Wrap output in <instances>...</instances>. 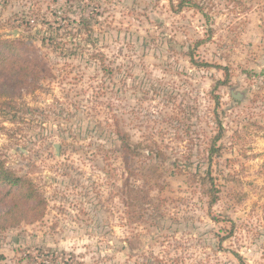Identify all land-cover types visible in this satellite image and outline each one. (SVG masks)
Segmentation results:
<instances>
[{
  "label": "rangeland",
  "instance_id": "obj_1",
  "mask_svg": "<svg viewBox=\"0 0 264 264\" xmlns=\"http://www.w3.org/2000/svg\"><path fill=\"white\" fill-rule=\"evenodd\" d=\"M179 1L0 0L46 68L0 89V160L46 203L7 216L0 184V264H264V0Z\"/></svg>",
  "mask_w": 264,
  "mask_h": 264
},
{
  "label": "trees",
  "instance_id": "obj_2",
  "mask_svg": "<svg viewBox=\"0 0 264 264\" xmlns=\"http://www.w3.org/2000/svg\"><path fill=\"white\" fill-rule=\"evenodd\" d=\"M179 10L185 7H199L198 4L193 2V0H180ZM200 10H202L200 8ZM202 41H198L196 44L200 45ZM190 61L194 65H201L196 62L193 53H190ZM210 64L204 63V66H209ZM217 67H220L217 65ZM225 73L224 80H218L217 84L226 85L229 83V72L226 67H223ZM46 68L39 61L29 58L24 54V52L15 44L13 41H0V89L2 90L1 95L4 96L6 90L9 87L16 85H25L28 83L29 79L37 78L40 73L45 71ZM2 112V110H0ZM4 113V112H3ZM220 136H217L219 138ZM120 140L122 144L123 151L127 154L142 155V146L140 143L134 145L131 144L130 139L127 134L121 133ZM0 184L5 185L7 188V194L14 201L12 203L10 210L6 213L7 216H12L15 214V210H23L25 207H32L36 213H40L46 205L45 201L40 198L37 191V186L33 181L22 176H17L15 173L7 169L4 165V161L0 160ZM213 185V184H212ZM16 188V189H14ZM213 190V186H211ZM209 189L208 195L212 197L210 202L213 205L216 201V196L214 192ZM135 200L141 209L144 206L150 204L152 199L150 198L148 192L137 193L135 195ZM27 203V207H26ZM31 203H34L31 205ZM2 216V215H0Z\"/></svg>",
  "mask_w": 264,
  "mask_h": 264
},
{
  "label": "water",
  "instance_id": "obj_3",
  "mask_svg": "<svg viewBox=\"0 0 264 264\" xmlns=\"http://www.w3.org/2000/svg\"><path fill=\"white\" fill-rule=\"evenodd\" d=\"M55 147H56V150L59 151V145L57 144Z\"/></svg>",
  "mask_w": 264,
  "mask_h": 264
}]
</instances>
